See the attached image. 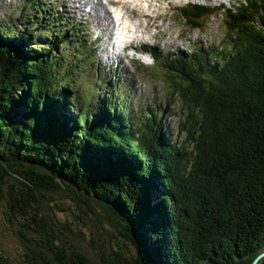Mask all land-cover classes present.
<instances>
[{"label":"trees","instance_id":"1","mask_svg":"<svg viewBox=\"0 0 264 264\" xmlns=\"http://www.w3.org/2000/svg\"><path fill=\"white\" fill-rule=\"evenodd\" d=\"M29 4L34 19L0 20V264H252L264 252V0L226 11L230 53L153 51L181 143L166 111L104 81L87 102L67 52L86 49L77 26Z\"/></svg>","mask_w":264,"mask_h":264},{"label":"rangeland","instance_id":"2","mask_svg":"<svg viewBox=\"0 0 264 264\" xmlns=\"http://www.w3.org/2000/svg\"><path fill=\"white\" fill-rule=\"evenodd\" d=\"M35 1L36 3H38V1L44 3L42 6L49 9L51 16L52 14L57 17L63 15L66 19H70L71 22L73 21L77 26L76 34L80 35V39L82 43L86 45V49L76 51L77 44L75 43L73 47L75 49L68 47L67 52L69 55V63H77L79 66L78 70L77 66L75 68V73H77L75 75V81L80 87L82 96H86L85 100L87 102L90 99V88L95 85L97 86L100 81H104L107 86L106 90L118 89L119 93L122 94L121 98L127 99V102L136 108L140 107L139 110L143 108L147 111V109L150 108L152 110L160 109V111H166L164 117L166 118L168 126L172 129L176 140L179 143L184 141V135L179 132L178 127L181 104L174 100V92L171 89V85L167 83L164 68H162L160 64H157L150 55H144L143 57L137 55L135 57L137 61L132 62L129 56H132L134 53L130 51L125 54L127 57H124V60L120 58L114 61L113 67H108L111 61L108 62V59L106 61L102 55L107 49L106 44L104 45L103 43L105 40L100 43L96 41V37L100 35L101 31V25H97L98 20L94 17H89L85 12H81L82 19L84 20L81 22L78 14L68 12L65 6L61 4V1ZM150 1L151 3H148L149 0H146L143 2L144 4H139L137 3L138 0H125L118 4H113V6H118L122 8V10H128L127 17L129 20H132V23H129L131 27L143 30V39L137 40L138 45L158 46L166 55H174L177 51H184L191 54L192 50L196 47L205 48L212 52L218 49L216 51H219L220 54L213 52L214 55L218 54L222 56L225 53H230L232 49V42L226 28V9L235 10L240 8L242 4L246 5L248 0H220V2L217 0L218 3L214 0L209 1V3L212 2L214 5L208 8V10L204 12V15L198 17L194 16L192 18V21L199 22L198 24L200 25H196L197 28H192L193 24H190L181 12V9L183 10V8L191 5L188 0ZM25 2L26 0H0V20L11 22L13 25H21V23L24 22V20H21V13L24 9L29 17L34 19L37 11L34 10L31 4L25 8ZM220 4H222L220 7L223 6V9L219 7ZM132 5H134V8L131 7ZM205 6H208L207 2ZM215 6L218 8H215ZM149 16L151 17L150 19H148ZM158 17H168L169 19L163 20L160 18L153 23V26H149L148 21L157 19ZM50 18L51 17L44 22L46 25L53 22V19ZM30 24L33 29L37 27L35 21H31ZM190 25H192V27ZM158 26L161 27V29H158ZM38 28L41 30L39 26ZM147 33L150 34L148 35ZM84 36H86V39L83 40ZM104 36L108 37V34L105 33ZM35 39L37 40V37H35L32 42H35ZM101 56L102 58L100 59ZM118 62L119 66L116 64ZM127 86L128 88L125 89ZM96 89L97 94L100 92L104 93V90H99L98 86ZM96 103L98 104L97 95L93 101V104ZM54 200L57 205L63 208L74 209V204L69 200L60 198V196H54ZM50 207L53 211H57L53 204H50ZM74 213L76 214V212ZM56 215L60 220L66 217L63 213L56 212ZM84 223L87 224L88 221ZM82 227L84 226L82 225ZM105 228L109 229L107 227ZM96 235H98V233ZM12 239L6 241L7 252H12L15 247L17 248L16 243ZM120 242L122 243L121 239ZM128 246L129 247L126 246L122 252L128 260H132L136 256L137 250L130 243ZM14 257H16V255H14Z\"/></svg>","mask_w":264,"mask_h":264},{"label":"bare ground","instance_id":"3","mask_svg":"<svg viewBox=\"0 0 264 264\" xmlns=\"http://www.w3.org/2000/svg\"><path fill=\"white\" fill-rule=\"evenodd\" d=\"M58 2L61 1V4L63 6H65L66 10L68 12H72V13H77L78 16H79V20L82 22L84 21L82 19V16H81V12H85L89 15V17H94L96 20H98V23L97 25L100 26L101 25V31H100V35H105V33L108 34V37L106 39L104 43H110L113 41V37L114 36H118L119 37V34L121 33V35H124V32L126 31L128 35H134V40L137 38L139 40H142L143 38V30H138V28H135V31H132L131 29H129L124 21L125 19H128V10L126 11L125 9H123L124 11V14L122 17H119V28L118 29H115L117 26H116V22L114 21L113 19V16L112 14H118V11L120 9V7H116V6H113V4H118L120 2H123L125 0H57ZM146 0H138L137 3L141 4L143 2H145ZM154 1H158V2H162V1H165V0H154ZM185 1V0H184ZM189 3L191 5H188V8L189 7H196V6H200V7H206V8H210L211 6H213L214 4L211 2L209 3V1L211 0H188ZM216 3L220 2V0H214ZM232 1V0H231ZM151 2V1H150ZM207 2L208 6H205V3ZM211 4V5H210ZM222 4L219 5V7L221 6ZM68 6V7H67ZM215 8H218L215 6ZM85 9V10H84ZM177 9V8H176ZM82 20H81V19ZM151 17L149 16L148 19H150ZM163 19V20H168L169 18L168 17H158L157 19H151V21L149 20L148 21V24L149 26H153L154 22L157 21L158 19ZM148 26V25H147ZM141 29V28H140ZM158 29H161V27L158 26ZM116 31H118L119 33L116 34ZM148 35L150 33H147ZM165 34V33H164ZM100 41V39H99ZM113 45V44H112ZM111 45V46H112ZM132 48L138 50V51H142V50H145V44L143 46H140V45H136L134 44V41H133V44L131 45ZM114 52H117L118 51V48H115L113 49ZM104 56L106 57V61L108 59V62L110 64L111 63H114V61L116 60H119L121 58V56L117 53H111L110 51L106 50V53L104 52ZM122 59V58H121ZM119 65V62L118 64Z\"/></svg>","mask_w":264,"mask_h":264},{"label":"water","instance_id":"4","mask_svg":"<svg viewBox=\"0 0 264 264\" xmlns=\"http://www.w3.org/2000/svg\"><path fill=\"white\" fill-rule=\"evenodd\" d=\"M204 12H202V10L198 7H195L194 8V11H193V15L194 16H200V15H203ZM264 258V252L262 254H260L254 261L252 264H258L262 259Z\"/></svg>","mask_w":264,"mask_h":264}]
</instances>
